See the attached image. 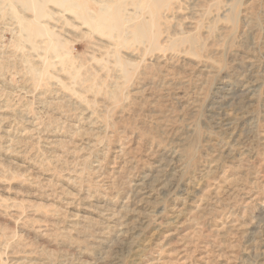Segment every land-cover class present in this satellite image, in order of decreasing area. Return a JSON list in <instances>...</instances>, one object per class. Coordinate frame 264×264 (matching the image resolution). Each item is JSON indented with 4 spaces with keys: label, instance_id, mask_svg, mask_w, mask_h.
<instances>
[{
    "label": "rangeland",
    "instance_id": "1",
    "mask_svg": "<svg viewBox=\"0 0 264 264\" xmlns=\"http://www.w3.org/2000/svg\"><path fill=\"white\" fill-rule=\"evenodd\" d=\"M13 2L0 0V264H264V0H176L159 51L57 3L52 50Z\"/></svg>",
    "mask_w": 264,
    "mask_h": 264
},
{
    "label": "bare ground",
    "instance_id": "2",
    "mask_svg": "<svg viewBox=\"0 0 264 264\" xmlns=\"http://www.w3.org/2000/svg\"><path fill=\"white\" fill-rule=\"evenodd\" d=\"M13 1V4L10 6L12 10L10 14L16 17L20 23L24 24L29 29L32 34V42L35 43V36H47L51 41L50 46L52 50H56V47L58 46L52 27L47 22L48 18H54V14L50 7L52 3L61 4L69 9L76 8L80 11L82 18L87 22V25L92 26L93 29L99 33L111 34L120 45L129 46L133 45L134 42H137L141 45L150 46L154 51L162 50L164 34L167 33L164 24L166 20H169L167 10L173 12L175 9L174 6L176 5V0H133L135 3L134 5L139 8L140 11L131 13V3H133L131 0ZM215 1L220 4L227 3L226 0ZM114 2H118V4H114ZM21 5H23L25 9L35 13L34 20H31L29 16L23 15ZM7 8L2 9L1 11L5 12ZM234 12L237 21L240 17L242 18L238 6L235 7ZM194 36L196 35H192V37ZM192 37L184 38V40L192 43L197 49L203 39ZM35 46L37 48H43L39 44ZM46 66L47 69L41 73V76L48 74L51 70L52 63L49 58L47 59ZM122 67L126 79L130 80L131 78L128 79V77L132 75V71H130L127 64H123ZM35 71L40 70L35 68ZM42 80H44V78H42Z\"/></svg>",
    "mask_w": 264,
    "mask_h": 264
}]
</instances>
